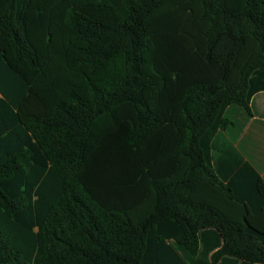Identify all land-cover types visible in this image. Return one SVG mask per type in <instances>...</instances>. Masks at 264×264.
I'll use <instances>...</instances> for the list:
<instances>
[{
	"label": "trees",
	"instance_id": "1",
	"mask_svg": "<svg viewBox=\"0 0 264 264\" xmlns=\"http://www.w3.org/2000/svg\"><path fill=\"white\" fill-rule=\"evenodd\" d=\"M258 92L264 0H0V264H264Z\"/></svg>",
	"mask_w": 264,
	"mask_h": 264
},
{
	"label": "crops",
	"instance_id": "2",
	"mask_svg": "<svg viewBox=\"0 0 264 264\" xmlns=\"http://www.w3.org/2000/svg\"><path fill=\"white\" fill-rule=\"evenodd\" d=\"M250 108L251 112L237 105L226 109L225 116L232 124L215 136L214 156L219 159L223 153L226 163L243 158L264 180V92L252 97Z\"/></svg>",
	"mask_w": 264,
	"mask_h": 264
}]
</instances>
